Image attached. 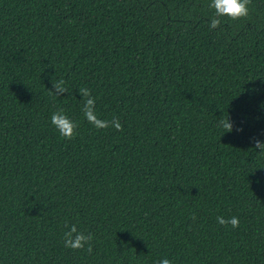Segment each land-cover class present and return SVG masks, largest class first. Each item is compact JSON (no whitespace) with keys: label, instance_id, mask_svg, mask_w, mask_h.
Instances as JSON below:
<instances>
[{"label":"trees","instance_id":"1","mask_svg":"<svg viewBox=\"0 0 264 264\" xmlns=\"http://www.w3.org/2000/svg\"><path fill=\"white\" fill-rule=\"evenodd\" d=\"M209 4L0 0V264H264V0L216 29Z\"/></svg>","mask_w":264,"mask_h":264},{"label":"clouds","instance_id":"2","mask_svg":"<svg viewBox=\"0 0 264 264\" xmlns=\"http://www.w3.org/2000/svg\"><path fill=\"white\" fill-rule=\"evenodd\" d=\"M252 0H210L209 7L214 10V15L212 16L209 27L211 29H216L223 23L224 17L230 20H239L245 18L249 15ZM66 82L63 79L58 81H52V88L50 89V94H55L57 96L64 95L68 93V88L65 86ZM79 93L84 100L83 103V114L85 118L97 129H107L109 127H114L117 131H122L123 126L119 118L114 117L112 120L102 119L96 114V98L92 96L91 90L89 88H80ZM51 123L57 129L61 137L65 139H73L78 133V123L70 119L64 109H58L51 116ZM219 126L222 127L225 132L233 131V122L230 117L224 118L220 117ZM242 130V129H237ZM254 147L259 149V154H264V142L260 140H255ZM195 219V216H193ZM217 223L222 226L231 225L232 228L239 227V217H216ZM64 247L72 250H82L87 248L89 254L93 251L92 241L94 235L92 233H85L78 230L75 224L71 225L68 231L64 233ZM157 264H173L172 260L168 258H163L157 262Z\"/></svg>","mask_w":264,"mask_h":264}]
</instances>
